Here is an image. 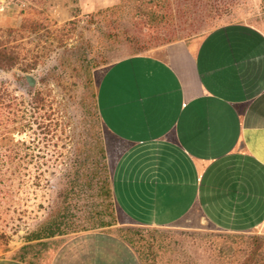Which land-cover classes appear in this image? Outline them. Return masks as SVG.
<instances>
[{
    "label": "rangeland",
    "instance_id": "374dc122",
    "mask_svg": "<svg viewBox=\"0 0 264 264\" xmlns=\"http://www.w3.org/2000/svg\"><path fill=\"white\" fill-rule=\"evenodd\" d=\"M122 1L0 0V27L23 29L16 41L22 61L36 62L27 71L1 70L0 81L20 98L39 90L48 98L37 134L18 135L26 141L16 146L19 156L33 159L5 168L15 184H0V256L47 264L70 237L100 230L128 236L143 264H264V225L240 232L199 223L178 231L123 225L114 192L108 194L112 160L98 104L101 78L116 61L228 21L264 25V0H155L143 11L133 0L117 17L136 37L131 41L115 37L113 15L98 14ZM152 10L167 21L136 16ZM23 72L36 76L35 88Z\"/></svg>",
    "mask_w": 264,
    "mask_h": 264
},
{
    "label": "crops",
    "instance_id": "0c3cea01",
    "mask_svg": "<svg viewBox=\"0 0 264 264\" xmlns=\"http://www.w3.org/2000/svg\"><path fill=\"white\" fill-rule=\"evenodd\" d=\"M98 104L123 225H264V25L228 21L126 56L102 76ZM47 264L143 262L123 237L95 230Z\"/></svg>",
    "mask_w": 264,
    "mask_h": 264
},
{
    "label": "trees",
    "instance_id": "16d2710c",
    "mask_svg": "<svg viewBox=\"0 0 264 264\" xmlns=\"http://www.w3.org/2000/svg\"><path fill=\"white\" fill-rule=\"evenodd\" d=\"M132 1L133 0H123L122 4L102 9L98 12V14L103 17L113 15V18H115L114 21L117 19L116 25H118L117 27L119 29L114 34L115 37L121 38L122 35H124L126 40L129 41L135 40L136 37L132 36L131 32H129V28L124 26L122 18L117 17L124 14L123 9ZM135 1L138 2L140 11H143L142 6H148L147 4H153L155 2V0ZM160 1L161 0H158V4ZM148 12H141L136 16H149L152 18L155 25L162 24L168 19V14H160L155 10ZM75 22V20H70L71 24ZM22 31L23 29L21 28L0 27V71L14 67H19L21 70L27 71L29 68H33V66L36 65V62L24 63L22 61L21 48L20 45L16 43ZM28 95L30 96L20 98L10 89L8 82L0 81V149H6L4 154L0 153V176H2L0 184L10 187L15 184V180L13 177L6 176L7 171L5 168L15 166L18 164V161L24 162L27 157L31 160L33 159L30 155L26 157L19 156L16 146L26 144V141L18 138V135L28 130H33L32 133L37 134L34 123H39L38 120L40 118H45L47 114L44 112L48 106V98L45 92L39 90L35 93L28 92ZM102 160L103 163H106L105 155H103ZM108 189V194H110L113 191L112 181L109 183ZM53 233H55V231ZM121 236L138 251L140 258H142L143 256L140 249L136 248L133 241L128 236Z\"/></svg>",
    "mask_w": 264,
    "mask_h": 264
},
{
    "label": "water",
    "instance_id": "95a60500",
    "mask_svg": "<svg viewBox=\"0 0 264 264\" xmlns=\"http://www.w3.org/2000/svg\"><path fill=\"white\" fill-rule=\"evenodd\" d=\"M22 75L31 88H35L37 86L38 80L34 74L31 72H23Z\"/></svg>",
    "mask_w": 264,
    "mask_h": 264
}]
</instances>
